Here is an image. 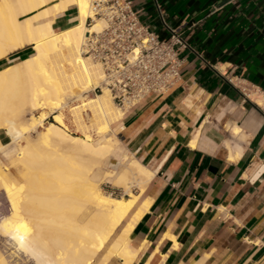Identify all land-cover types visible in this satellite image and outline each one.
Returning <instances> with one entry per match:
<instances>
[{
    "label": "crops",
    "instance_id": "crops-1",
    "mask_svg": "<svg viewBox=\"0 0 264 264\" xmlns=\"http://www.w3.org/2000/svg\"><path fill=\"white\" fill-rule=\"evenodd\" d=\"M133 5L150 31L167 39L168 28L180 27L191 48L170 91L111 125L112 171L121 168L111 167L117 154L154 173L140 199H151L149 210L131 234L134 264H264V114L236 87L264 90V0ZM75 21L70 8L56 24ZM7 138L0 133L2 143Z\"/></svg>",
    "mask_w": 264,
    "mask_h": 264
},
{
    "label": "bare ground",
    "instance_id": "bare-ground-1",
    "mask_svg": "<svg viewBox=\"0 0 264 264\" xmlns=\"http://www.w3.org/2000/svg\"><path fill=\"white\" fill-rule=\"evenodd\" d=\"M92 2L0 0V13H9V18L0 25V61L26 46L32 49L30 55L0 69V133L3 131L10 138L8 144L0 139V153L16 171L19 163L28 164L34 160L39 155L38 147L43 145L49 146V152L70 160V167L57 185L64 197L52 196L46 205L52 216L60 217L59 220L50 219L51 224L68 230L76 242L85 239L77 244L75 240L67 241L63 246L58 240L41 239L29 225V219L18 216L19 212L5 197L6 207L0 202V236L33 264H93L95 259L96 264L114 260L120 264H134L139 251L131 246V234L151 203L150 198L142 202L140 199L154 173L135 159L128 161L127 157L115 154L111 167L121 168L117 172H105L102 180L109 178L124 195L105 193L101 182L92 176L114 153L117 145L111 125L124 113L106 89L95 93L93 98L83 96L103 80L100 65L86 56L82 48L88 34L100 31L105 25L102 18L94 15ZM70 8L76 12V21L59 28L58 16ZM89 18L92 23L87 25ZM26 83L27 88L24 87ZM22 84L24 89L19 86L15 93V88ZM18 95L22 96V109L29 110L27 120L12 109ZM248 95L258 105H264L254 92ZM66 100H80L81 104L68 106ZM65 106L69 107L76 130L66 125L63 113L58 111ZM43 110L52 116L45 124ZM34 111L39 113L34 114ZM89 112L92 117L86 122L83 113ZM240 131L234 126L235 136ZM13 143L16 145L10 147ZM59 173L55 170L53 175ZM12 174L9 167L0 165V182L10 181ZM88 205L91 211L82 214ZM2 251L0 264H10L12 259L8 261L4 254L7 252Z\"/></svg>",
    "mask_w": 264,
    "mask_h": 264
},
{
    "label": "built area",
    "instance_id": "built-area-1",
    "mask_svg": "<svg viewBox=\"0 0 264 264\" xmlns=\"http://www.w3.org/2000/svg\"><path fill=\"white\" fill-rule=\"evenodd\" d=\"M92 9L105 25L88 34L82 45L84 54L97 62L103 73L101 84L91 92L106 89L115 105L126 111L149 96L170 91L181 77L184 53L191 50L180 27L168 28V38H161L140 21L133 0H93ZM91 23L87 19V25ZM236 87L244 101L264 114V105L248 95L254 92L264 102V90L241 81Z\"/></svg>",
    "mask_w": 264,
    "mask_h": 264
},
{
    "label": "rangeland",
    "instance_id": "rangeland-1",
    "mask_svg": "<svg viewBox=\"0 0 264 264\" xmlns=\"http://www.w3.org/2000/svg\"><path fill=\"white\" fill-rule=\"evenodd\" d=\"M8 18H9L8 12L0 13V25L1 23H4V21L7 20ZM20 52L21 53L23 52V54L18 56L16 59H13L7 62L6 65L16 62L18 60H21L22 58L30 55L32 53V49L30 46H26L25 48H22ZM19 86L23 88V84L18 85L15 88V93H16V90H18ZM24 87L27 88V83L24 84ZM91 89L92 87L89 89L87 93H84L83 96H88L89 98H93L95 95L93 92H91ZM14 101L15 103L12 106V109L16 111L17 113L21 114L22 119L27 120L30 114L28 113L29 110L25 111L20 106L21 101H22V96L20 97L18 95L17 99H15ZM66 102H67L66 105L68 106L81 104L80 100H71V101L66 100ZM58 111H61L63 113V117H64V121L66 125L71 130H76V125L71 116V112L69 111V107L65 106L64 108L59 109ZM38 113L39 111H34V114H38ZM41 114L46 119L44 124L47 123L49 120H52V116L50 115L49 111L43 110ZM83 114H84V119L86 120V122L88 121L89 118L92 117V114L90 112L83 113ZM40 129H42V127H40ZM91 133L92 135L96 136L95 132H91ZM9 142H10V138L8 137L7 143ZM15 145L16 144L13 143L10 145V147L15 146ZM48 148L49 146L47 145L38 147L37 152L39 155L35 157L34 160H32L28 164L19 163L17 171L10 167L9 161L5 159L4 157H2L0 153V165L2 167L4 166L9 167V170L13 173L12 175H10V179H11L10 181L0 182V190L4 193V194H2V192L0 193V202L3 206L6 207L7 205L6 199L10 201L13 205V208L19 212L18 216L29 219V225L35 228V230L38 232L41 239L43 240L53 239L54 241L58 240V242L61 243V245L63 246L64 242L75 240V238H73L71 234L69 235L68 230H66L65 228H61V227L51 224L50 219L59 220L60 217L58 215L52 216L49 211V207L46 205V203L49 200H51L50 197L56 196L57 194H59V196L64 197L65 194L62 193L58 189L57 185L58 183H60L59 181L60 177L65 174V170L70 167L71 162L67 157L63 155L49 152L47 150ZM109 163H110L109 160L103 161L101 164V167L95 169L92 176H96L97 180L101 182L100 186L105 193H111L112 195H115V196L124 195L122 189L116 188L112 184L108 183L109 178L104 179L105 181L102 182L104 175H105V171L114 172L112 171V168H110ZM55 170H59L60 175L56 174L54 176L53 172ZM52 188H55L56 190ZM132 189H133V192L136 193V189L135 188H132ZM87 211H91V206L89 205L86 206L82 214ZM83 220L84 219H81V221ZM84 240H78V241H84ZM7 241L8 240H6V238L0 236V250L1 251L3 250L2 251L3 253L5 251L7 252L4 254L7 257L8 261L9 259H12L9 261L11 262L10 264H12L13 262H14L13 264H15V261H16V264L17 263L24 264L25 262L26 264H30V263L33 264L30 258H28L27 256L25 258L24 254H22L21 252L19 254L16 248H14V245L8 243ZM78 241L76 242L75 240V243L77 244ZM3 243H5V245ZM3 245L4 246L9 245L8 247L10 251L7 249L8 247H4ZM11 246H13L12 249H11ZM10 254L12 255L10 256ZM21 255L25 258V260ZM99 255L100 254H97V257H99ZM27 258L28 260H26ZM96 263L97 261L95 259L93 264H96ZM108 264H120V263L119 261L114 260Z\"/></svg>",
    "mask_w": 264,
    "mask_h": 264
}]
</instances>
